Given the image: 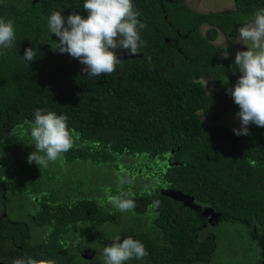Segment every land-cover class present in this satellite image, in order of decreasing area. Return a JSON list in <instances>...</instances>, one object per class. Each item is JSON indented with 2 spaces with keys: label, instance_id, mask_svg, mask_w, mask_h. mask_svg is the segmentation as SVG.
I'll return each instance as SVG.
<instances>
[{
  "label": "trees",
  "instance_id": "16d2710c",
  "mask_svg": "<svg viewBox=\"0 0 264 264\" xmlns=\"http://www.w3.org/2000/svg\"><path fill=\"white\" fill-rule=\"evenodd\" d=\"M83 3L0 0V18L15 29L13 46L0 51V136L9 133L14 141L20 131L14 154L25 166L8 184L38 198L34 216L49 229L39 234L42 253L56 248L59 231L69 225L83 238L118 223L147 251L126 264H264V127L250 124L249 135L234 134L241 127L239 108L227 89L241 73L235 57L219 56L211 43L217 31L229 39L264 9V0H231L230 9L205 12L183 0H133L144 25L141 53L122 55L115 72L99 77L54 51L58 38L47 26L55 11L65 22L72 13L86 17ZM28 47L38 53L29 63L23 59ZM203 80L211 83L208 91ZM38 109L65 115L74 139L68 152L41 168L27 161ZM78 164L114 175L96 187L74 172ZM122 176L132 181L124 191L135 201L126 212L107 203L109 193L119 194ZM167 188L218 212L217 222L202 228L204 218L165 196ZM154 200L160 202L156 209L150 207Z\"/></svg>",
  "mask_w": 264,
  "mask_h": 264
},
{
  "label": "clouds",
  "instance_id": "9594fccd",
  "mask_svg": "<svg viewBox=\"0 0 264 264\" xmlns=\"http://www.w3.org/2000/svg\"><path fill=\"white\" fill-rule=\"evenodd\" d=\"M86 17L79 13L65 17L61 12H52L47 18L48 30L58 38L53 48L59 54H68L83 66L82 72L88 76H107L117 70L122 63V55L137 56L144 42L140 29L144 25L138 19L133 0H84ZM239 43L246 50H237L234 58L238 77L234 87L227 89L233 102L238 106L236 113L241 127L233 129L237 136L249 135L250 124L264 127V9H259L239 27ZM15 29L13 21L0 18V51L13 46ZM120 50L121 55H117ZM37 51L28 47L23 59L31 62L37 58ZM225 58H227L225 56ZM30 136L35 150L27 157L39 168L61 158L74 144L67 117L55 112L36 110L31 124ZM132 181L119 177V194L107 195V203L120 212L132 210L135 201L124 186ZM146 192H151L146 188ZM160 206L154 200L150 206ZM103 264H126L127 261L141 260L147 255L144 244L132 236L117 237L103 249ZM14 264H35L31 259H17Z\"/></svg>",
  "mask_w": 264,
  "mask_h": 264
},
{
  "label": "flooded vegetation",
  "instance_id": "af4514ba",
  "mask_svg": "<svg viewBox=\"0 0 264 264\" xmlns=\"http://www.w3.org/2000/svg\"><path fill=\"white\" fill-rule=\"evenodd\" d=\"M204 26L206 28V25ZM18 133L14 141L9 140L11 138L9 133L7 138L5 135L0 136V169L4 173V176L0 173V264H14L17 259L25 261L31 259L35 264H103L102 253L105 246L117 237L134 238L130 229L128 233L110 235L111 237L106 236L104 230H100L102 233L96 237L81 238L75 225H69L59 231L55 242L56 248L50 247L43 254L40 243L42 238L39 234L49 229L40 224L41 218L34 216L36 209L39 208L38 198L28 193V190L14 191L8 184L11 175L20 172L25 166L17 152L14 154V146L18 147L17 142L21 138L20 131ZM14 156L16 161L11 160ZM201 217L206 222L201 225L202 228L217 222L213 219L208 220V217Z\"/></svg>",
  "mask_w": 264,
  "mask_h": 264
},
{
  "label": "rangeland",
  "instance_id": "374dc122",
  "mask_svg": "<svg viewBox=\"0 0 264 264\" xmlns=\"http://www.w3.org/2000/svg\"><path fill=\"white\" fill-rule=\"evenodd\" d=\"M183 2L186 4L187 7H189L193 11H222L225 9L232 8L231 0H183ZM205 28L204 25L200 26V30L202 31ZM239 28H236L234 33L230 36L229 39L224 38L222 33L220 31L217 32L216 38L212 43V45L217 49V53L219 56H233L235 57V53L237 50H246V46H244L242 43H239ZM223 48V51L219 53L218 49ZM121 52H117L119 54ZM203 85L206 91L209 90L211 83L209 81L203 80ZM225 120H221L223 123H228L231 125L237 124V119L235 118H224ZM204 122V121H203ZM35 150L34 144H29L27 146V157L29 154ZM57 166H62L61 163L57 162L55 163ZM54 165V166H56ZM74 172L78 175H81L82 178L91 179L94 181V185L97 187L100 183H106L109 182V180L113 177V172L110 169H105L100 166H96L94 164H78L73 166ZM122 169V168H120ZM122 225L115 223L112 226L105 227L104 225L97 227L94 231L96 234V231L104 230L106 235H119L122 232ZM98 246H100L98 244Z\"/></svg>",
  "mask_w": 264,
  "mask_h": 264
},
{
  "label": "water",
  "instance_id": "95a60500",
  "mask_svg": "<svg viewBox=\"0 0 264 264\" xmlns=\"http://www.w3.org/2000/svg\"><path fill=\"white\" fill-rule=\"evenodd\" d=\"M163 194L181 206L198 212L200 216L208 217V220H216L217 216L219 215L218 212L213 211L210 207H200L198 204L193 202V199L190 195L182 193L179 190L167 188L164 189Z\"/></svg>",
  "mask_w": 264,
  "mask_h": 264
}]
</instances>
